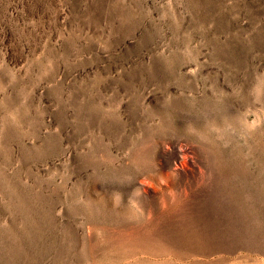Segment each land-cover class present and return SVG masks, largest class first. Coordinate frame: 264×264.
Here are the masks:
<instances>
[{"label":"rangeland","instance_id":"1","mask_svg":"<svg viewBox=\"0 0 264 264\" xmlns=\"http://www.w3.org/2000/svg\"><path fill=\"white\" fill-rule=\"evenodd\" d=\"M0 264H264V0H0Z\"/></svg>","mask_w":264,"mask_h":264}]
</instances>
